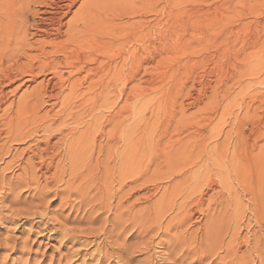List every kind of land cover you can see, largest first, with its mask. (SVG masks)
<instances>
[{"label": "bare ground", "instance_id": "1", "mask_svg": "<svg viewBox=\"0 0 264 264\" xmlns=\"http://www.w3.org/2000/svg\"><path fill=\"white\" fill-rule=\"evenodd\" d=\"M29 1H32L39 6V8H36V10H30L27 6V2ZM161 1L162 0H0V176L2 178L6 177L3 172L10 170L15 162L14 158L5 161V157L10 154H27V158L23 157L26 159L25 161L22 162L20 160V164H22L20 171L23 175L21 177V174L19 173L18 175L21 177L19 179L17 178L19 176H16L17 181L19 180L17 183H21V185L23 183L25 186H27V184H29L28 186H31V184L34 183L33 186L35 185V188L33 189V192L35 190L41 199L46 198L44 197V193L50 190L47 188H49V184H52L51 186H54L55 191H51L52 193L56 192L59 195L61 194V200L59 201H62V204L66 203L72 195H77V198H80V202L87 201L86 204H88V207L90 205L91 209L99 206L95 212L101 214L104 213L101 212V210H110L111 206L106 203L107 199H110L111 201L112 197L110 198L108 195L110 196L109 192L112 191V188L114 187L113 184L118 183L116 190L120 195L116 197L118 200L114 203L115 206H113V212L118 213L117 216L119 218L117 217L116 220L118 219L117 222L119 224H125L129 222V220H132L135 223V221L138 220L141 223H146V225L149 223L147 225L148 227L146 226L147 228H157H153L154 231L164 230L163 234L167 237V233L171 230L183 228L187 221H190V219L193 218L194 214H198L195 218L204 219L202 223L203 226L199 229L195 227L196 232L192 230L193 232L191 234L188 233L190 235L180 234V236H176L175 234H172L174 236L172 243L170 242V248L172 245H178L180 243L185 244L186 241L191 240V242L197 244L196 246L201 245L200 247H204L202 245L205 244V247L207 248V251L202 249L203 252H200V256L203 254L202 258L198 257L197 261L203 260L208 252L214 254L213 251L216 250L221 251L223 254L222 256L218 254L220 262H223L224 259L226 260L227 257H232L229 259V263L226 264H264V229L261 232L256 231L257 228H264L262 227L264 224V57L258 58L254 55H249L246 58V60H248L246 64L251 59V61L256 64L255 67H257L252 70V77L243 84L241 83L240 90L237 93L240 100L238 111L231 119L225 132L220 130L218 133V137H220L221 134V137L223 136L224 138L222 141L221 139L218 141L219 143L222 142L220 145L222 154L221 152L219 154L217 152L216 154L220 157L221 155L229 156V159L226 156L228 161L223 159V156L221 159L224 160V167L229 166V164L234 165V167L231 168L232 180L236 182L241 195L246 198L247 205L241 202L242 198L237 199L234 190H232L231 184L233 182L227 184V191L230 193L228 195L234 197H230L232 202L228 204L226 203L224 206L220 204L222 214L217 211V215L214 213L215 217H211L209 210L206 209V212L201 206L203 200L200 202V199H202L200 197L205 195L204 190H200L199 192L200 197L198 198L200 199L196 198V200L193 198L195 199L194 202H192V200L190 202L189 200L187 202L186 200H179V203L164 201L161 199L163 194L153 202L150 201V198L148 199L147 196L144 197L143 195L137 196L134 200L132 199L133 201L130 200L131 197L143 190L144 183H138L139 181H137L141 176L137 178L136 175L132 178L130 173L131 155L129 154V150H131V148H129L130 140L127 136V131H129L128 121L131 120L129 118L131 115L129 114L130 116H128V111L130 109L128 105L129 97L127 95L123 104L120 107H117L116 110L112 108V104L115 102L110 100L114 92H119L125 97L126 93L131 89V82L137 76L142 79L145 75L148 74L150 76L151 74L152 77L153 74L152 72L149 74V69L153 68V70H156L166 59H170L172 55L185 52L186 48L180 47L181 45L179 46L176 42L177 31L175 28L178 26L176 15L179 13L177 14L178 10H175L178 0H168V2L164 4V6L169 5L170 7V15L168 17H166V15L164 17V15H162L163 12H160L163 5L161 4ZM24 4H26V6H24ZM148 5L153 7L151 10L154 13H149V10L146 8ZM22 9L25 12L24 15L19 13ZM26 14L31 18H27ZM6 15L7 19L10 20L6 21L5 19H2ZM149 15H151V17H149ZM25 22H27L29 26H32L33 31L31 33L28 32V28L23 27V23ZM3 26L10 28L4 29L2 28ZM4 63H8V65L5 67ZM163 68L164 67H162V70ZM157 72L158 71H156L155 75H157ZM163 75L165 76V74ZM39 76H43V78L30 88L25 87V83L22 85L16 84V87L13 85L15 82H21L24 77H27L24 80L27 83V81H35ZM137 80H139V78ZM12 85L14 88L10 91ZM21 86H24L25 89L22 90L15 100L13 99L6 104L7 100H9L7 97L8 90L9 93L14 92ZM249 86L253 89L249 90ZM177 97L179 98V94ZM173 102L177 105L176 107L179 109L180 114L178 119L176 117L177 120L175 119L172 121L174 123L173 126H182L185 121L186 123H191L188 121L190 118L191 120L192 118L194 119V112H188L193 115H191L192 117H189L190 114L187 116L186 113L189 108L191 109V107L197 105L194 103V99H181L178 104L175 100ZM47 104H50L52 107L58 105V110L54 112V108H46ZM171 105L173 107L172 103ZM156 107V110H160L158 104ZM102 109H106L108 113L105 115L101 111ZM224 111H226V109H224ZM176 112L172 113L170 121L166 120L168 122L165 124H170L171 119H173V114L176 115ZM169 115H171V113ZM101 119H103L104 122H107L106 125H102L103 121H101ZM115 119H119L118 128L112 127V129L110 128L109 130H106L105 127L107 124H112ZM206 120L207 119H205V121ZM152 123H154V121ZM211 123L207 122L204 124L206 126V131ZM168 125L166 128L164 126L165 129L163 128L165 134L170 127V125ZM197 127L199 129V126ZM116 129H119V131L121 130L120 133L118 130L116 133ZM191 129L192 127L188 128L185 126L184 130H179L177 134L175 133L176 135L174 134L175 137H173L174 135L169 134L170 137L168 136L167 138H165L167 135H164V131H162L160 136H165V140H168L169 138L171 142L168 144V148H166L168 151L165 154H167V156L170 154L168 158L166 157L168 160L166 163L170 162L169 164L174 166L173 168L175 171L181 172L180 174L183 175L184 179V174L186 173L184 168L187 166H195V162L193 159L189 158V154L193 155L194 152L201 153L200 150L203 149L202 142H205L203 139L209 136L208 134L204 135L202 132H199L201 128L199 130L197 129L198 131H191ZM173 130L174 129H172V131ZM215 130V127L212 130H209L211 135L216 132ZM38 131H42V138L40 137V141L34 138ZM99 137H103V139L106 137L105 145L108 142H113L114 144L116 141L117 143H122V148L119 151L120 154H118L119 158L118 156L111 154L113 153L112 151H116L115 145L113 144H111L110 147L107 146L108 154L106 157H99L101 159L93 157L92 154L96 149L100 150L102 143L104 142L101 138L98 142ZM33 138L36 140V142L34 141V147L27 146L21 149L22 151L19 153H17V150L12 153V150H14V144L24 141L27 142L28 140L32 141ZM53 138L54 140L56 139V141H52L51 143ZM208 140L206 142H208ZM147 144L145 142L144 146ZM214 144H216V142H214ZM206 146L204 148L208 147ZM218 146L219 144L214 145L215 148L220 150ZM211 147L208 149V153L213 151L214 148L211 150ZM29 154L33 155L30 156ZM58 154H66V156L62 159ZM195 154L197 155L198 153ZM115 155H117V151L115 152ZM211 155L213 156L214 154ZM45 157H47V163L45 162ZM18 158H21V156ZM34 158H38L36 159L37 161L33 160ZM115 158L118 162V165L116 164L118 166V177L115 176L118 179L116 177H114L116 179H113L112 177V174L116 173H113L115 168L114 171H112V164L116 161ZM217 159L218 157L215 161ZM64 161L68 162V168H65ZM166 163L164 162V164ZM221 163L223 162L221 161ZM35 164H40L38 167V174H41L40 172L42 170H44L42 173L44 174L53 169V172L50 171L51 175L49 179H47V175L43 178V185L38 183L39 175L36 174L34 170L28 174V171L33 169ZM183 164H186V166ZM179 165H181L180 168H178ZM35 170L37 171V168ZM222 170L224 172V169ZM97 172H100L99 176H97ZM192 176L196 175L192 174ZM189 177L191 178V176ZM202 177L203 176H201V178ZM10 178H12V176ZM14 179L12 180L14 181ZM5 181L0 183V189H3L1 191H3L2 193L4 195V188L7 186L8 189L9 186H13L12 183L9 185L6 183L7 185L5 186ZM198 182L199 181H196L194 184H190L191 189H189L188 194H192V191H195L194 189ZM19 184L17 185L19 186ZM25 186H23V188ZM209 186L210 185H207L205 188H210ZM13 187H15V185ZM94 188L95 192L91 193V189ZM44 189H46V191L43 192ZM145 189L146 188L144 187V190ZM51 191H49L50 193L48 196L51 194ZM115 193L113 192L111 195H114ZM17 194L15 196H17ZM37 195H35V197ZM18 197L19 196H17V198ZM30 198H32V196ZM37 199L40 198L38 197ZM104 200L106 203H104ZM12 201H10V203H12ZM43 201L44 200L37 202L33 201L34 203L31 201L29 202L35 206H42ZM13 202L15 203L16 201ZM18 202L20 203V201ZM38 202L42 204L39 205ZM46 203L47 200H45V204ZM62 204H60V207H62ZM82 204H78V206H81ZM8 208L9 207L6 209ZM110 211L111 213L109 215L112 214V210ZM90 212L91 210L88 213L90 214ZM168 212L174 213L172 216L170 215L169 221L167 220L169 225L164 221L167 226H163L165 228L161 229L163 222H161V220ZM16 213L14 212L15 216H18ZM222 216L224 221H222L223 219L220 220ZM106 217L104 218L105 221L107 220ZM0 221H2L1 218ZM173 222L175 223L173 224ZM193 222L196 221L193 220L191 223ZM104 223L105 222L103 221V224ZM113 224L114 223H112V225ZM222 225L224 227H222ZM254 225L257 227L255 229L256 232L251 230L252 232L250 233L249 230L250 228L253 229ZM60 227L62 226L60 225ZM124 227L119 226L120 232ZM170 228L172 229L170 230ZM108 229H106L107 232ZM244 231L245 234L242 235V232ZM107 232L103 233L107 234ZM223 233L225 234L223 235ZM117 234H119V232ZM224 236L227 237L226 242H223L222 240ZM105 238L104 240H106ZM99 243L101 244V241ZM187 243L189 244V241ZM193 243L189 246L192 247ZM114 245L115 244H113V246ZM180 245L179 247H181ZM173 247L174 246H172V249H174ZM152 248H154V246ZM178 250H180V248ZM127 258L129 257L127 256ZM207 258L210 257L207 255ZM173 260L175 259L173 258Z\"/></svg>", "mask_w": 264, "mask_h": 264}, {"label": "rangeland", "instance_id": "2", "mask_svg": "<svg viewBox=\"0 0 264 264\" xmlns=\"http://www.w3.org/2000/svg\"><path fill=\"white\" fill-rule=\"evenodd\" d=\"M166 2H168V0H162L161 1V4H163V5H162L160 12L161 13L163 12L162 15H164V17H165V15H166V17H168L170 15L169 5L164 6V4H166ZM35 5L36 4H34L32 1L27 2V6L30 10H36V8L37 9L39 8V6H37V5L35 6ZM24 6H26V4H24ZM148 6L146 8L149 10V13H151V14L154 13L151 10L153 7H150V6L148 7ZM176 6L177 7H176L175 11L178 10L177 14L179 13L178 15H176L177 23H178L177 28H175V30L177 31V33H176L177 34L176 35L177 41L176 42L179 46L181 45L180 47L186 48L185 52H182V53L177 54V55H172L171 58L166 59L163 62V64L160 65V67L158 69H156V70L154 69L155 71L153 70V68L149 69V74L152 72L153 78L151 77V74H150V76L148 74L145 75L142 79L137 76L131 82V89L130 90L128 89L129 91L127 90L128 92L126 93L125 97L122 96L119 92H114L112 94V98L110 101L115 102L114 104H112V108L116 110L117 107H120L123 104L127 95L129 97L128 105H129L130 109L128 111L129 112L128 116L131 115L129 117L131 120L128 121V124H129L128 130L129 131H127V133H128L127 136L129 137L128 139L130 140L129 141L130 142L129 148H131V150H129V154L131 155V157H130L131 158L130 173H131L132 178H134L136 175H137L136 176L137 178L139 176H141V178H138L137 181H139L138 183H141V182L144 183L143 190H141L135 196L131 197L130 200L133 201L137 196L143 195L144 197L147 196L148 199L150 198V201L153 202L156 199H158L159 196H161L162 194H163L161 196L162 200L171 201L174 203H177V202L179 203V200L180 201L186 200V202L188 200H189V202L192 200V202H194V200L196 198L197 199L202 198V199H200V202H201V200H203L201 202V206H202L203 210L206 211V209H208L210 216L215 217L214 213H216V215H217V213H218L217 211H219V213L222 214V210H220L221 209L220 204H222L224 206L226 203L227 204L231 203L232 202L231 198H234L232 195H230V196L228 195V194H230L227 191V184L228 183L233 182L231 184L232 190H234V193H235L237 199L242 198L241 202L243 204L247 203V201L245 200L246 198L243 195H241V192H239V190H238L239 188H238L236 182L234 180H232L233 177H232V169L231 168H233L234 165L229 164V166L224 167L225 164H224L223 159L228 161L229 156L228 155H225V156L221 155V157L223 156L222 157L223 159H221V157L219 155H217L216 153L218 152V154H219L222 151V149L220 148V145L222 144V142L219 143L218 141H220V139L222 141V139L224 138L223 136L221 137V134H220V137H218L219 131L223 130V132H225V129L227 128L231 119L234 117V115L238 111V105L240 103V100L237 96V93L240 90L241 83L243 84L248 79H250L252 77V70L257 67V66L255 67L256 64L253 63L251 61V59L246 64V62L248 61V60H246V58L249 55H254L255 57H258V58L264 57V0H178V3ZM19 13L21 15L25 14L23 9ZM26 17L31 18L30 16H27V14H26ZM149 17H151V15H149ZM2 19H5L6 21L10 20V19H7V15L5 17H3ZM23 27L28 28L29 33H31L33 31L32 26L31 25L29 26V24L27 22L23 23ZM2 28L6 29V28H10V27L3 26ZM4 64H5V67L8 65V63H4ZM4 64H3V66H4ZM162 67H164L163 70H162ZM159 69H161V70H159ZM156 71H158L157 72V75L159 74L158 76L155 75ZM163 74H165V76ZM44 75H47V74H44ZM26 78L27 77H24L23 80H21V82L20 81L15 82L13 85L16 87L17 85H22L23 83H25L26 84L25 87L30 88L33 85H35L36 83H38V81H40L43 78V76H39L38 78H36L35 81H32L33 83L28 82V81L26 83L24 81ZM138 78H139V80H137ZM13 85L11 86L10 91H12V89L14 88ZM25 87L21 86L19 89L15 90L14 92H10V93L8 90V96L7 97L9 100H7L6 104L13 99L15 100L16 97H18V95L22 92V90L25 89ZM252 89L253 88H250V86H249V90H252ZM13 94H14V96H13ZM178 94H179V98L177 97ZM110 96H111V94H110ZM192 98L194 99V103L197 105H195V107L193 106L194 108L193 107H191V109L189 108L187 110L186 115L188 116L190 114L188 112H194L193 113L194 116L192 114H190V116H189V117L193 116L194 119L193 118H192V120H191V118H190V120L187 119V120H189L188 122H191V123H186V121H185V123L182 126L175 125V127H174L173 126L174 123L172 121H174L176 119V117L178 119L179 118L178 116H180V114H179V109L176 107L177 105L173 101L175 100L178 104L181 99L191 100ZM171 103L173 104V107H172ZM157 104L160 107L159 108L160 110H156ZM57 106L58 105L52 107L50 104L49 105L47 104L46 108H48V109L54 108L53 111L55 112L58 110L59 106L58 107ZM196 106H197V109H196ZM175 109H177V110H175ZM224 109H226V111H224ZM152 110H153V112H152ZM101 111L105 115L108 113L106 111V109H102ZM136 112H137V114H136ZM175 112H176V115L173 114V117H172L173 119H171L170 124L169 123L165 124L166 122L170 121L172 113H175ZM170 113H171V115H169ZM152 114L155 115L156 117L153 116ZM144 117L146 120L144 119ZM146 117H148L151 121ZM153 118H154V120H153ZM205 119H207L206 121L209 123L212 122L207 127V131L205 128L206 126L204 125L207 123L205 121ZM115 120L113 121L112 124H110V123L107 124L105 129L109 130L110 128L112 129V127L118 128V126H119L118 120L119 119H117L116 121ZM138 120H140V121H138ZM152 120L154 121L155 124L152 123L153 122ZM166 120H168V121H166ZM101 121H103V119H101ZM106 123L107 122L103 121L102 125L103 124L106 125ZM168 124L170 125V127L167 129L168 131L165 134L164 129L167 127ZM189 124H190V126H189ZM201 124H202V126H201ZM215 124H216V126H215ZM151 125H153V126H151ZM70 126H72V125H70ZM164 126H165V128H164ZM185 126L188 128L192 127L193 130L191 129V131H196L198 129L197 126H199V129L201 128L200 129L201 131L198 129L199 132H202L204 135L208 134L209 136L211 135L209 130H212L214 127L216 128V130H215L216 132L213 133L210 137L207 135L208 137L203 139V140H205V142L204 141L202 142L203 143L202 144L203 149L200 150L201 153L194 152L193 155L195 153H198L197 155L196 154L194 155L195 157L192 154H189V158L193 159V161L195 162V164H194L195 166H192V167L187 166L186 168H184V171H186V173L184 174V177H185V179H184L183 175L180 174L181 172L175 171L173 168L174 166L169 164L170 162L166 163V161H168L166 159V157L168 158V156L170 155L169 154L167 156V154H165L168 151L166 148H168V144H170L171 142H170L169 138H168V140L167 139L165 140V138H167L169 136V134L174 135L175 133L177 134L179 130H184ZM194 126H196L197 128ZM171 127H172V129H174L173 131H172ZM180 128H182V129H180ZM117 130L120 133L121 130L119 131V129H116V131H115L116 133H117ZM162 131H164V135H167L166 137L164 136L165 138L160 137ZM151 134H152V136H151ZM175 135L173 137H175ZM40 137L42 138V131H38L37 134L34 136V138L38 139L39 141L41 140ZM34 138L32 139V141L28 140L27 142L26 141L20 142V143H18L19 145L14 144V146H13L14 150H12V153L15 150H17V153H19L22 151L21 149H23L27 146L34 147L33 146L34 141L36 142V140H34ZM100 138L104 142L102 143L101 149L100 150L96 149L95 152L92 154L94 158L95 157H98V158L99 157H101V158L106 157V155L108 154L107 148L110 147L111 144H113V142H108L107 144H109V145H107V144L105 145L106 137L104 139H103V137H99L98 142L101 140ZM197 138H198V136H197ZM208 138H209V140H211V141L214 140V141L211 142L208 140ZM215 138H217V139H215ZM207 140H208V142H206ZM52 141L55 142L56 139L54 140V138H53L51 140V143H52ZM145 142H146V144L147 143L148 144L144 146ZM214 142H216V144H219L218 147L220 150H218V148L214 147V145H216V144H214ZM28 144H30V145H28ZM113 145H115V150L117 151V155H115L116 151H112L113 153H111V154H114V156H118V154H120L119 151L122 148V143H120V142L117 143V141H116V143L114 142ZM132 145H134V146H132ZM149 146H151V147H149ZM205 146L207 148H204ZM209 146L210 147L212 146L211 150H212V148H214L213 151H210L211 153L210 152L208 153V151H209L208 149H210ZM169 148H170V146H169ZM137 149L140 151H138ZM146 150L149 152H147ZM203 150H206V151H203ZM214 150H216V151H214ZM142 151H143V153H142ZM24 153H25V151H24ZM211 154H214V155L212 156ZM221 154H222V152H221ZM223 154H224V151H223ZM18 155L21 156V158H18L19 157ZM31 155H33V154H31ZM48 155H51V154H48ZM236 155H238V154H236ZM58 156L59 157L61 156L62 159H64L66 154H64V155L58 154ZM200 156L202 157V159ZM226 156L228 159L226 158ZM8 157H10V158H8ZM23 157L27 158V154H10L4 158L5 161L9 160L11 158H14L15 162H14V164L10 170L3 172L4 176L6 175V177L2 178L0 176V181H1L0 183H3V181L6 180L4 182L5 186L7 184L9 185L11 183L13 184V186L15 185V187L18 186L17 184H19V183H17V182H19V180L17 181V178L19 179L23 175V173L20 171V167H22V164H20L21 163L20 160L22 162L26 160ZM217 157H218V159L215 161V159ZM46 158L47 157H45V162L47 163L48 160ZM101 158H99V159H101ZM118 158H119V156H118ZM36 159H38V158H34L33 160H36ZM219 159L223 163H221V161ZM115 162H113V164H112L113 165L112 171H114V168H115V171L113 173L116 172L115 174L111 173L113 179H116L118 177L117 176L118 175V173H117L118 172L117 159ZM164 162L166 164H164ZM218 162H220V163H218ZM18 164L21 166H19ZM114 164H115V166H114ZM179 164H181V163H179ZM183 165L186 166V164H183ZM39 166H40V164L39 165L35 164L34 168L35 169L37 168V171L33 168V169L28 171V174L32 170H34L36 172V174H38L39 173V171H38ZM64 166H65V168H68V162L67 161H64ZM145 166H146V169H145ZM143 167H144V169H143ZM180 167H181V165L178 166V168H180ZM140 168H142V169H140ZM221 168L224 169V172ZM52 170L53 169L49 170V172H46L44 174H42L44 171V170H42L40 172L42 174V176H41V174H38L42 178L37 175L39 178L38 183H40V185H43L44 182L42 180H43V178L46 177V175L48 177L47 179H49L51 172H53ZM142 171H144V172H142ZM19 173L21 174V177L18 175ZM47 173H49V174H47ZM177 173H179V174H177ZM189 173H190V175H189ZM210 173H211V175H210ZM97 174H98L97 176H99L100 172H97ZM192 174L196 175L197 177L192 176ZM10 175L12 176V178H10L11 177ZM168 175H170V176H168ZM16 176H19V177L16 178ZM189 176H191V178ZM201 176H203L202 177L203 179L201 178ZM114 177H116V178H114ZM163 177H164V179H163ZM229 177H230V179H229ZM12 179H14L15 182ZM195 180L199 181L198 184L196 185V188L194 189L195 191H192V194L191 193L188 194L189 189H191L190 184H194L196 182ZM214 180H216V181H214ZM209 181H210V183H209ZM33 184H31V186H28L29 184H27V186H28V188H27V186H25V184L22 183V185L25 186L23 188V186L20 183L18 186L19 188L17 187L18 189L13 187V186H12L13 188L9 186L7 189V186H6V188H4L6 191V192L4 191L5 195L2 193L3 191H1L3 189H0V214H1L0 216L5 218L4 219V218L0 217L2 220V221H0V264H61V263L62 264H185V263L186 264H189V263L190 264H204V263L205 264H223V263L226 264V263H229V259L232 258V257H227L226 260L224 259L223 262L221 261L222 262L221 263L220 260L218 259V256L219 255L222 256L223 254L221 251L215 250V251H213L214 254H212V252H208L206 254V257L203 258V260L197 261L198 257L202 258L203 254L200 256V252L201 253L203 252L202 249L207 251V248L205 247V244L202 245L204 247H200L201 245L196 246L197 244L191 242V240H188L189 244L187 243L188 241H186L185 244L180 243L182 245H180V244L172 245V246H174L173 247L174 249H172V246L170 248V245H171L170 242L172 243L173 236H174L172 234H175L176 236H178V235L180 236V234L190 235L193 231L196 232V228L199 229L200 227L203 226L202 223H203L204 219L195 218L198 216V214H194L193 218L190 219V221L188 220L186 223L187 225L185 224L183 226V228H180V229L178 228L177 230L176 229L171 230L172 228H170L171 231L169 233H167L168 234L167 237H169V238L165 237V235L163 234L164 230H162V231H160V230L156 231L155 230L154 231L153 228L154 229H157V228H155V227H152V229L147 228L148 227L147 225L149 223L146 225V223H141L138 220H136L135 221L136 224H135L132 220H129V222H127L125 224L123 223L124 225L119 224L117 222L118 219L116 220V218L118 217L117 216L118 213L113 212L114 211L113 206H115L114 203H116L118 200V198H116V197H118L120 195L116 190L117 189L116 187H118V183H115L116 185L113 184L115 189H114V187L112 188V191L114 193L116 191V193L114 195H111V193H113V192L112 191L109 192L110 196L108 195V197H110V198L112 197L111 201H110V199L109 200L107 199V203H106L104 200V203H106L107 205L109 204L111 206L110 210H112L111 215H113V216L109 215L111 213V211L106 210V209H105V211L101 210V212H104L102 214L96 213L95 211H97V208L99 206L95 207L94 209H91L90 205H89V207L87 206L88 205V204H86L87 201L81 200L83 203L82 204L80 202V198H77L78 197L77 195H74V196L72 195L71 198L68 199V201L66 203L62 204V201H59V200H61V198H60L61 194L59 195L56 192L52 193V191H55L54 186H51L52 184L51 185L49 184L48 185L49 188H47V189H50L49 191L52 190L51 191L52 195L50 194L48 196V194L50 193L48 191V192L44 193L45 194L44 197H46L47 199L46 198L41 199V197L39 195H37L38 193L35 190L33 192V189L35 188L34 187L35 185L33 186ZM206 184L210 185L209 186L210 188H205L207 186ZM20 185L22 188L20 187ZM32 186H33V188H32ZM50 187H52V188H50ZM144 187L146 188L145 190H144ZM146 190H148V191H146ZM200 190H204V192H205L204 196L203 195L201 197L199 196ZM44 191H46V189H44L43 192ZM94 192H95V188L91 189V193H94ZM16 194H17V196H19L18 198H17V196H15ZM2 195H4L5 198ZM35 195H37L40 199H37L38 197L37 196L35 197ZM31 196H32V198H30ZM163 197H165V198H163ZM198 197H200V198H198ZM207 197H208V199H207ZM236 197H235V199H236ZM193 198H195V199H193ZM224 198L227 200H225ZM16 199H18V200H16ZM12 200L16 201V202L14 203ZM42 200H44L42 202L43 204L38 202L39 205L42 204V206H35L34 204H31V202H33V201L37 202V201H42ZM45 200H47L46 204H45ZM10 201H12L13 204L10 203ZM18 201H20V203ZM29 201H31V202H29ZM108 201H110V202H108ZM35 204H37V203H35ZM60 204H62V207H60L61 206ZM65 204H67V205H65ZM78 204L79 205L82 204V205L78 206ZM6 206L9 208L6 209L7 208ZM207 207H209V208H207ZM90 210H91V212L89 214L88 212ZM14 212L15 213L19 212V213H16V215L18 214V216H15ZM173 213L174 212L166 213L169 217L165 214V216L161 220V222L163 221L161 229H164L167 225H169L168 221H169L170 215L172 216ZM23 215H25V216H23ZM106 215H107V217H106ZM89 216H90V218H89ZM105 217L107 218L108 221L104 220ZM112 217H114V218H112ZM6 218H8V219H6ZM8 220H10V221H8ZM193 220L196 222L191 223ZM220 220L224 221L223 216ZM103 221L105 222L104 224L106 227L104 226ZM164 221L166 222L167 225H165ZM112 223H114V224L112 225ZM174 223L175 222H173V224ZM220 224H223V223H220ZM60 225L62 227H60ZM263 225H262V227H264ZM47 226L49 229L47 228ZM119 226L120 227L125 226L121 232H120ZM163 226H165V227H163ZM222 227H224V226L222 225ZM251 227H253V226H251ZM102 228H103V230H102ZM130 228H132V229H130ZM256 228L257 227L254 225V227H253L254 230L250 228L249 232L251 233L252 231H255ZM106 229H108V232H110V233H108L106 231ZM145 229H146V231H145ZM263 229L264 228H262V229L257 228L256 231L261 232ZM70 230H71V232H70ZM127 230L129 233L127 232ZM102 231L104 233L107 232V234H104ZM118 232H119V234H117ZM188 233H190V234H188ZM224 234L225 233H223V235ZM243 234H245V231L242 232V235ZM242 235H241V237H242ZM103 237L104 238L108 237V238H105L106 240H104ZM162 237H163V239H162ZM226 238L227 237H225V236L223 237V239H222L223 242H226ZM67 240H68V242H67ZM169 240H171V241H169ZM100 241H101V244L99 243ZM147 241H149V242H147ZM20 242H22V243H20ZM102 242H104V243H102ZM190 242L193 243L192 247L189 246L191 244ZM86 244H87V246H86ZM91 244H92V246H91ZM113 244H115V245L113 246ZM121 244H124V245H121ZM117 245H119V246H117ZM179 245L181 247H179ZM153 246H154V248H152ZM175 246H178V247H175ZM91 247H93V248H91ZM197 247L199 248V250ZM18 248H20V249H18ZM179 248H180V250H178ZM191 248H192V250H191ZM166 249H168V250H166ZM114 251H116V252H114ZM120 251H122V252H120ZM174 252H176V253H174ZM219 252H221V253H219ZM125 254L129 258H127V256ZM207 255L210 258H207ZM192 256H194V257H192ZM215 257H217V258H215ZM173 258L176 261L173 260ZM36 259H39V260H36ZM127 259H128V261H127ZM212 259H213V261H212Z\"/></svg>", "mask_w": 264, "mask_h": 264}]
</instances>
